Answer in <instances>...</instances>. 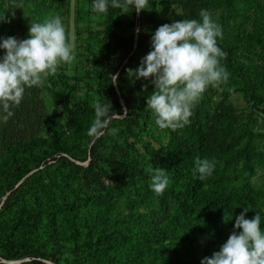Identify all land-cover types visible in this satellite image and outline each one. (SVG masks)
<instances>
[{
  "label": "trees",
  "instance_id": "1",
  "mask_svg": "<svg viewBox=\"0 0 264 264\" xmlns=\"http://www.w3.org/2000/svg\"><path fill=\"white\" fill-rule=\"evenodd\" d=\"M55 1L0 0L11 21L0 22V41L27 39L31 23L55 17L70 0ZM79 2L97 20L85 39L76 29L73 75L58 68V77L25 89L7 122L0 118V264H201L245 207L246 219L260 214L264 230V0H148L140 13L108 0L105 14L92 11L93 0ZM201 9L222 30L216 43L229 77L207 87L187 125L161 130L146 104L151 78L133 82L126 69L140 66L160 26L200 20ZM83 58H91L85 68L76 62ZM97 99L122 118L109 125L115 135L105 130L92 142ZM197 158L216 161L203 180ZM152 167L169 180L161 195L150 188Z\"/></svg>",
  "mask_w": 264,
  "mask_h": 264
},
{
  "label": "clouds",
  "instance_id": "2",
  "mask_svg": "<svg viewBox=\"0 0 264 264\" xmlns=\"http://www.w3.org/2000/svg\"><path fill=\"white\" fill-rule=\"evenodd\" d=\"M148 0H111V7L124 13L129 7L136 13L145 10ZM92 11L105 14L108 0H93ZM200 20H179L160 26L151 39L152 50L141 60L135 69H126L130 79L147 80L151 78L154 91L147 98L146 104L155 116V124L161 130L183 128L189 123L194 104L201 98L208 86L226 83L229 73L220 64L226 53L217 47L216 38H222V30L213 22L210 13L201 9ZM0 22L10 23L0 15ZM139 33V29L135 30ZM4 55L0 58V108L5 115V122L14 113L10 110L18 106L26 88L40 86L44 80L56 73L61 63L74 60L72 46L67 42L65 28L59 16L46 19L43 23L29 25L28 38L17 40L8 37L0 41ZM118 75L111 76V84H118ZM146 87L142 88L145 91ZM107 101V100H106ZM94 119L87 131L92 142L100 138L105 130L115 135L116 128L109 125L114 119L122 118L111 112L110 102L94 100ZM194 172L203 180L213 173L216 161L197 158ZM152 172L150 188L161 195L169 184L166 172L162 169L149 168ZM235 218L232 233L218 252L205 257L201 264H264V230H261L259 213L252 219H246L248 212ZM239 229V233H237Z\"/></svg>",
  "mask_w": 264,
  "mask_h": 264
},
{
  "label": "rangeland",
  "instance_id": "3",
  "mask_svg": "<svg viewBox=\"0 0 264 264\" xmlns=\"http://www.w3.org/2000/svg\"><path fill=\"white\" fill-rule=\"evenodd\" d=\"M47 1H51V0H47ZM76 0H70L69 1V5L66 6V4L63 2V4L61 3L62 1L60 0L58 3V0L55 1V5L59 6L60 4H62V6L60 7L59 12L57 11H53L51 12L52 14H54L55 16H59L62 22V25L65 28V33L68 36V43L72 46L73 49V55L75 53L76 50V40H75V32L76 29H78L80 31V38H86L87 35L85 34L86 31H88V28L91 26L93 27L94 23L96 22V16L94 13H92L91 11H89V9H87L86 5L82 4L81 2H79L78 6H76L75 4ZM78 12V13H77ZM80 18H83V20H80L79 23H76L77 20H79ZM138 17V16H137ZM77 19V20H76ZM88 21V22H87ZM92 23V24H90ZM96 28H98V26L96 25ZM101 28V27H100ZM28 30V29H27ZM29 31V30H28ZM24 40L25 38L22 37ZM86 61H91V58H83V59H78L76 62L80 64V66L82 65L83 68H85L84 64H86ZM74 65V60L71 63H61L58 68H64L65 71V75L70 78L73 75V66ZM55 74H53L54 76H57L58 73V69ZM62 75V74H61ZM58 77V76H57ZM70 84H72V82H69ZM37 94H38V101L41 102V99L43 98V90H40V88H36ZM81 91H84V88L82 86ZM50 105V102L47 104ZM239 105L241 106L242 104L239 103ZM51 110H54L53 108H51ZM56 111V110H54ZM89 159V158H88ZM86 160L85 162H77L78 165L81 166H87L89 160ZM82 163H84V165H82ZM204 240V236H198V241H203Z\"/></svg>",
  "mask_w": 264,
  "mask_h": 264
},
{
  "label": "water",
  "instance_id": "4",
  "mask_svg": "<svg viewBox=\"0 0 264 264\" xmlns=\"http://www.w3.org/2000/svg\"><path fill=\"white\" fill-rule=\"evenodd\" d=\"M138 16V15H137ZM114 87H115V90H116V92L118 93V89H117V86H116V84H114ZM120 104L122 105V107H123V111H124V114L126 113V107H125V105H124V102H123V100L120 98ZM89 160V159H88ZM82 165H84V163H82ZM36 170H33V171H31L28 175H26L17 185H16V187L17 186H19L31 173H33V172H35ZM11 193V191H9L4 197H3V199H2V202H1V205L4 203V201L6 200V198L9 196V194ZM24 261H26V260H20V261H16V262H10V261H4V263H6V264H20V263H22V262H24ZM44 262L46 263V264H52L51 262H49V261H46V260H44Z\"/></svg>",
  "mask_w": 264,
  "mask_h": 264
}]
</instances>
